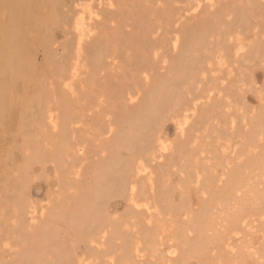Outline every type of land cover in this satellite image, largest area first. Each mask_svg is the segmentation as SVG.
Listing matches in <instances>:
<instances>
[{
	"label": "bare ground",
	"instance_id": "1",
	"mask_svg": "<svg viewBox=\"0 0 264 264\" xmlns=\"http://www.w3.org/2000/svg\"><path fill=\"white\" fill-rule=\"evenodd\" d=\"M0 264H264V0H0Z\"/></svg>",
	"mask_w": 264,
	"mask_h": 264
}]
</instances>
